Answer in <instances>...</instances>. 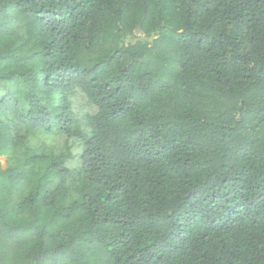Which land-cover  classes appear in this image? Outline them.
I'll list each match as a JSON object with an SVG mask.
<instances>
[{
  "label": "trees",
  "instance_id": "trees-1",
  "mask_svg": "<svg viewBox=\"0 0 264 264\" xmlns=\"http://www.w3.org/2000/svg\"><path fill=\"white\" fill-rule=\"evenodd\" d=\"M0 156V264H264V0H0Z\"/></svg>",
  "mask_w": 264,
  "mask_h": 264
},
{
  "label": "rangeland",
  "instance_id": "rangeland-1",
  "mask_svg": "<svg viewBox=\"0 0 264 264\" xmlns=\"http://www.w3.org/2000/svg\"><path fill=\"white\" fill-rule=\"evenodd\" d=\"M84 108H85V107H84ZM78 150H79L78 147H75V148L72 149L73 152H77ZM4 160H5V157L0 156V163L2 164V166H4ZM68 164H69V165H72V166L76 165V164H77V160H76V158L70 160V161L68 162Z\"/></svg>",
  "mask_w": 264,
  "mask_h": 264
}]
</instances>
